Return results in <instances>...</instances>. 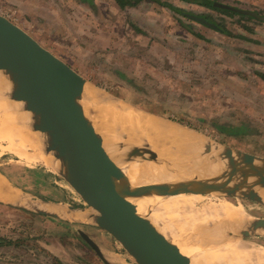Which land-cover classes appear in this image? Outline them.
<instances>
[{
    "label": "rangeland",
    "instance_id": "1",
    "mask_svg": "<svg viewBox=\"0 0 264 264\" xmlns=\"http://www.w3.org/2000/svg\"><path fill=\"white\" fill-rule=\"evenodd\" d=\"M89 1L90 11L74 9V22L64 20L60 28H51L45 22L33 23L32 33L43 42V47L82 75L97 93L193 129L213 144L264 159L263 22L219 6L184 0H126L125 8L116 0ZM216 1L264 16V0ZM79 5L76 7L82 8ZM9 91L4 104L12 113L21 112L17 118L28 122V126L26 132L22 126L19 130L7 116L2 126L5 133L28 153L37 156L43 151L42 155H48L43 143L35 150L32 118ZM84 103L86 114L100 122V109H88L86 102H80ZM13 115L16 117V112ZM134 125L137 144L150 147L151 135L145 127ZM1 139L0 174L10 184V190L27 199L60 206L69 204L94 212L57 169L20 158ZM179 196L185 197L190 217L191 210H201V201L192 205L186 200L187 195ZM241 199L227 198L229 203L247 208L253 219H264V204ZM176 213L180 212L176 209ZM206 221L210 229L222 235L225 225L221 219L210 217ZM80 232L90 237L88 226L0 200V264H136L113 237L109 250L114 249L121 262L116 263V258L101 251L106 261L102 260ZM248 238L264 247V234Z\"/></svg>",
    "mask_w": 264,
    "mask_h": 264
},
{
    "label": "water",
    "instance_id": "2",
    "mask_svg": "<svg viewBox=\"0 0 264 264\" xmlns=\"http://www.w3.org/2000/svg\"><path fill=\"white\" fill-rule=\"evenodd\" d=\"M218 6L259 18L255 12ZM200 22L209 25L205 20ZM0 71L10 77L11 98L24 103L22 107L32 118L34 132L45 136L46 153L58 159V171L94 211L88 218L118 241L136 264H190V259L138 214L131 198L218 193L264 204L262 196L255 191L256 187L264 189V159L219 144H215L220 149L218 156L226 163L219 178L132 188L124 172L108 158L103 137L88 121L80 104L87 80L2 14ZM207 149L210 152L211 146ZM129 155H149L151 160L158 156L151 150H134ZM26 200L38 206L32 199ZM37 211L63 219L57 214ZM259 229H264V219H255L242 236L250 237ZM80 235L106 261L98 245L87 234L80 232Z\"/></svg>",
    "mask_w": 264,
    "mask_h": 264
},
{
    "label": "bare ground",
    "instance_id": "3",
    "mask_svg": "<svg viewBox=\"0 0 264 264\" xmlns=\"http://www.w3.org/2000/svg\"><path fill=\"white\" fill-rule=\"evenodd\" d=\"M0 83L2 84H0V139L6 138V140L1 139L6 145L5 147L14 151L24 160L37 161L54 170L57 167L58 170L59 161L53 157L52 153H48L50 156L46 157L42 155V149V154L34 156L32 153H28L21 143H17L16 139L11 138L9 133H5L6 129H3L2 126H5V117L7 116L16 123V126H19V130L22 126L24 132H26L28 122L18 120L17 117L21 112L19 114L18 111L19 115H17V111L14 110L17 115L15 117L14 112L12 113L13 110L6 106L8 104H4L6 99L4 96L9 89V93L11 92L10 87L12 86L10 77L4 71H0ZM6 89L8 91H5ZM99 93L87 83L79 100L81 103L86 102L88 109L97 106L96 109H100L102 112L101 121L96 122L84 111L96 132L103 137L104 149L108 158L115 167L124 172L126 181L132 188L149 184L176 185L190 182L195 178L210 181L219 178L225 172L226 163L218 156L219 147L212 144L202 134L177 122L163 120L155 114L131 105H122L120 100ZM17 103L21 106L24 105L23 102ZM81 105L84 109L85 103ZM25 118L23 119L25 120ZM132 125L136 128L139 125L145 127V131L153 139L150 147L137 144ZM31 132L33 131L31 130ZM33 136L37 141L38 146L34 145L37 151L42 141L44 144L46 138L40 133ZM210 146L211 151L208 152L207 148ZM134 150H151L158 156L151 160L150 157L128 154ZM158 173H162L166 178ZM258 189L256 187L255 191L262 196L264 203V189L260 187ZM11 191L6 180L0 175V196L8 199L11 197ZM181 195H187L186 200L192 205H197L196 202L201 201V210H191L193 217L189 216L190 212L185 208V197L180 199L179 195L167 198L148 195L131 198L130 201L136 206L140 216L149 221L168 242L176 245L180 252L190 259V264H264V247L255 244L250 238L242 236L243 230L249 228L256 218L253 219L250 211L242 205L229 203L227 198L234 197L218 193ZM40 204L47 206L45 202ZM40 204L35 206V204L24 203L23 206L30 205L29 207L32 209L44 210L62 217L70 213L60 205L53 207L55 208L53 210L44 208ZM176 209L180 212L179 214L176 213ZM210 217L222 220V224L225 225L222 235L217 230L209 228L206 219ZM195 218L199 221L195 222ZM258 233L264 234V229L256 231V234Z\"/></svg>",
    "mask_w": 264,
    "mask_h": 264
},
{
    "label": "crops",
    "instance_id": "4",
    "mask_svg": "<svg viewBox=\"0 0 264 264\" xmlns=\"http://www.w3.org/2000/svg\"><path fill=\"white\" fill-rule=\"evenodd\" d=\"M78 3L82 8L76 7V4ZM14 6H18V8ZM85 8L90 11L91 5L89 0H87V2H85L84 0H0V14H2L6 18L14 22L16 25H18L20 28H22L24 31H26L28 34H30L42 46L44 45L43 42L40 41L37 35H34L32 33L31 28H33V23L45 22L50 23L49 27L51 28H60L64 26V20L74 22V19L72 17L75 13L74 9H77L78 11L82 10L83 12H85ZM89 11L87 13H89ZM82 17L84 19V13ZM86 19L88 22H90L89 16H86ZM56 56L58 57L59 55ZM2 177L6 180L3 175ZM7 184L10 188V184L8 182ZM0 200L22 206L24 203L30 204V202L26 200V196L21 195L18 191H11V197H8V199H4L0 196ZM29 200H31V198ZM33 200L34 199H32L31 201L33 203L35 202L38 205L40 203H43ZM48 203L49 202L45 203L47 204V206L43 204L40 205H43L44 208H50L53 210L55 209L53 207L58 206L52 203ZM70 206L73 207L74 210H72ZM60 207L70 212L69 214H66L64 216L65 218L63 217V219L61 220L81 226L90 227V237L98 245L100 250L112 259L116 258L114 260L116 263L121 262L117 258V252H115L114 249H112L113 251L109 250L110 245L113 244V242H111L112 236L92 223L90 218H88V215L91 213L89 210L85 208L75 207L74 205L69 204ZM77 211H80L81 213H72ZM113 254L114 256H112Z\"/></svg>",
    "mask_w": 264,
    "mask_h": 264
},
{
    "label": "trees",
    "instance_id": "5",
    "mask_svg": "<svg viewBox=\"0 0 264 264\" xmlns=\"http://www.w3.org/2000/svg\"><path fill=\"white\" fill-rule=\"evenodd\" d=\"M116 1L120 4L121 8H125L126 5H128L126 0H116ZM184 1H187V2H190V3H193V4L204 5V6H207V7H213V8L218 7V5H219V3L216 0H184ZM256 14H258V13H256ZM258 16H259V18L254 17V16H251V17L264 23V16H262L260 14H258ZM190 17L195 19V20H200L201 19V18H197V17L191 16V15H190ZM249 17H250V15H249ZM212 27L214 29H217V26H215V25L214 26L212 25ZM218 30L220 32H222V33H228L227 30L222 29V28H218Z\"/></svg>",
    "mask_w": 264,
    "mask_h": 264
}]
</instances>
